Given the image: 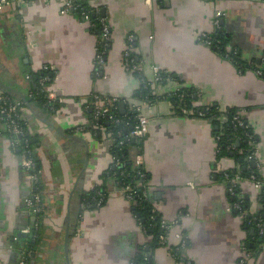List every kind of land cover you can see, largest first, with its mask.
<instances>
[{"label":"crops","instance_id":"crops-1","mask_svg":"<svg viewBox=\"0 0 264 264\" xmlns=\"http://www.w3.org/2000/svg\"><path fill=\"white\" fill-rule=\"evenodd\" d=\"M85 1L111 25L103 63L97 61L98 30L91 18L62 12L63 0H10L0 11V90L23 102L22 120L43 169L44 207L30 249L26 229L34 218L24 201L33 188L0 123V264H16L24 249L32 250L30 264H131L133 255L152 243L153 235L136 221L133 203L113 179L102 206L83 210L81 200L82 191L100 183L114 163L110 134L100 129L96 136L90 129L96 126L95 95L118 98L115 106L125 114L126 101L144 100L137 96L144 81L156 98L144 103L148 133L130 149L143 156L158 209L167 220L180 218L192 264H240L247 232L242 216L228 211L226 177L236 161L218 155L209 119L182 114L167 94L193 87L202 93L193 105L245 110L258 136L264 181V0ZM217 11L223 13L218 27ZM217 31L223 40L214 47L202 40ZM130 34L140 71L124 63ZM233 53L259 64L263 74L240 70L227 57ZM45 64L52 67L49 89L55 93L46 103L36 93L30 97L37 89L31 74H43ZM153 66L168 75L163 83H154ZM77 126L86 130L76 133ZM240 189L249 199V213L260 212L264 187L246 182ZM174 240L171 235L168 245L144 251L146 264H176ZM253 254L245 264H264V242Z\"/></svg>","mask_w":264,"mask_h":264},{"label":"trees","instance_id":"trees-1","mask_svg":"<svg viewBox=\"0 0 264 264\" xmlns=\"http://www.w3.org/2000/svg\"><path fill=\"white\" fill-rule=\"evenodd\" d=\"M75 3L79 5L74 12L77 13L79 16H82V8L89 12V17L92 20L93 28L98 30V38L101 34V22L100 17L101 14H97L93 10L95 8L88 5V2L85 0H75ZM82 7V8H81ZM212 38L214 39L213 47L216 42L220 39L223 40L221 33L217 31L216 33L212 34ZM110 43V42H109ZM223 45H221L222 47ZM106 50L108 46L105 47ZM107 54V51H106ZM105 54V55H106ZM230 60H232L240 70H245L247 68H257L255 64L251 62H246L239 54H231ZM163 75V82L166 76H168L163 70L161 71ZM43 74H31V78L35 85H37V89L35 91L38 94L39 99L46 103L48 102V98L44 91L41 90L39 80ZM139 97L144 100L152 101L156 97L153 95L152 87L149 82L144 81L141 88L137 91ZM178 94H182L183 97L180 98ZM170 100L174 102L175 105L179 106L182 109V104H187L188 107H194L195 113L192 114L193 116L201 115L210 120L213 132L215 135H220L218 140V155L221 156H231L235 159L236 164H239L241 172L240 174L245 177H249L251 173H256L259 178L261 177V170L248 159V155L251 153L253 146L250 143V139L254 140L258 143V136L255 134L253 127L249 124V120L245 117L244 122L245 125H240L239 123L233 120L234 116L240 111V108L236 107H228L226 109H221V107L215 103L209 105H193L199 99L198 90L194 89L193 87H183L180 92L171 94L168 96ZM116 115L122 119L121 123H116L108 120L107 118H103L100 120L94 121V110L91 113L92 120L94 123L103 126V130L108 132L110 136L115 138V144L112 145L111 151L113 156L115 157L113 165L107 170V172L101 177L100 183L97 187L93 189H84L82 191V204L88 206L89 209L97 208L98 200L100 198V194L105 196L106 201L108 195V182L113 179L119 187L122 189L130 186L132 192L134 193V200H133V213L139 218L140 222L146 228L147 233L153 235V241L151 244H148L147 247L142 248V251L137 252L132 257L131 264H146L147 260L145 259L143 252L149 251L150 248H154L156 245L159 244V236L163 233L161 228V221L163 219L162 213L160 210H156L157 201L155 199L154 194H151V197L147 199L142 196V187L141 182L148 181L150 179V174L146 175V178L140 176V173L136 167H134V154H132V150L130 149L131 144H133V140H127L128 137L131 135L132 125L135 121L134 113L131 111H126L125 114H121L118 106L115 107ZM182 113V111L180 110ZM226 117V121L222 120V117ZM22 123L25 127L24 121ZM249 124V125H248ZM92 132L96 134V136H101L100 129L94 128L90 126ZM26 131V129H25ZM27 132V131H26ZM253 135V136H251ZM26 138L29 142L35 146L34 139L26 134ZM123 140L121 144L120 141ZM138 145L139 143H135L134 145ZM234 148H231L232 146ZM120 160L121 164L117 161ZM37 164L41 167L39 163V159L37 160ZM122 173L126 174V177L123 178L121 175ZM230 178L234 179L236 170L228 171ZM41 186V185H40ZM41 189V188H40ZM235 194H230V203L240 202L241 209H233V213L237 215H241L243 212V228L247 232V239L244 241L243 245L248 248L251 252L256 254V250L258 247L264 242V229L261 230L258 223L260 219L264 220V190L261 193V202L263 204V209L260 212H256L255 214L249 213V199L244 194L239 199L238 195L243 194L240 187L237 185L234 187ZM44 208V207H43ZM42 225V224H41ZM255 228V233L251 235L250 229ZM41 229V226L40 228ZM34 230V235L29 237L28 245L30 249H34L40 230ZM188 243V241H187ZM174 254L176 255V264H182V250L179 248L173 249ZM253 254V255H254Z\"/></svg>","mask_w":264,"mask_h":264},{"label":"built area","instance_id":"built-area-1","mask_svg":"<svg viewBox=\"0 0 264 264\" xmlns=\"http://www.w3.org/2000/svg\"><path fill=\"white\" fill-rule=\"evenodd\" d=\"M10 3V0H0V11L4 10L6 6H8ZM77 8H79V5L75 3V0H63V9L62 12L67 13L69 11H75ZM82 8V7H81ZM82 15L87 18L89 17V12L86 10L81 11ZM97 14L100 13V11L97 9ZM223 15L221 11H217L214 17V23L218 27L219 25V19ZM101 22V34L99 35L97 46H96V53H97V61L100 63L104 62V57L106 54V48L111 40L112 37V31H111V25L110 22L107 20L106 17H100ZM202 40L208 44L209 46H213L214 39L212 38V34L205 33L202 36ZM135 42V36L133 34L128 35L127 37V44L125 46L124 51V63L128 70L130 71H140V66L137 60L135 59L134 55V46ZM234 54V53H233ZM230 55H227V57L230 58ZM262 58L264 59V54L262 55ZM257 68H255L258 72V74H263V69L259 68L260 65L253 62ZM153 70L155 73L154 83H163V75L161 74V69L158 66H153ZM41 71L43 72L42 77L39 80V84L41 87V90L45 92L46 96L55 97V93L50 92L49 86L52 81V67L48 64H45L42 66ZM182 88L177 87L174 90H171L167 95L170 96L171 94H175L180 92ZM180 98L183 97L182 94H178ZM199 98H201L202 93L198 92ZM37 95L35 92L31 93L30 97L35 98ZM118 98H110V99H103L99 95H95V105H94V121L100 120L103 118H107L110 121H114L116 123H121L122 119L119 118L118 115H116L115 111V104L118 102ZM57 101L59 103H63L64 99L57 98ZM170 102L174 103L172 100H169ZM143 102V103H142ZM147 100H141L139 102L138 100H129L126 101V109L128 111H131L134 113L135 121L132 125V131L130 137L127 138V140H134L135 143H141L143 139L145 138L146 134L149 131V125H150V118L143 112L144 109V103H146ZM149 102V101H148ZM23 105V102L20 100H16L13 97H11L9 94L3 92L0 90V123L3 126L4 131H6V134L10 140V146L11 148L19 155L20 157V163L22 169L26 172L27 178L29 179L31 186H32V192L29 197H27L24 201L25 210L34 218L33 223L28 226L26 231L32 235H34V230L39 229L42 224V215L44 212L43 208V200L42 195L40 191V184L43 177V169L42 167H39L37 164L38 158V150L36 145H32L29 140L26 138V131L24 128V125L22 123V114H21V107ZM202 105V104H201ZM126 110V111H127ZM182 114L192 116V114L195 113L194 107H188L187 104H182ZM247 117V114L245 110L240 109V111L237 112V114L234 116L233 120L240 125H245L244 119ZM223 121H226V117H222ZM249 120V119H248ZM249 124L253 127L251 121L249 120ZM248 124V125H249ZM95 128L103 129L102 125L96 124ZM85 126H77L73 129V131L82 132L85 131ZM255 132V131H254ZM256 134V132H255ZM257 135V134H256ZM253 136V135H251ZM111 138V145L115 144V138L113 136H110ZM216 140L218 143V140L220 138V135H216ZM250 143L253 146V149L251 153L248 155V159L254 163L260 170L262 168L261 162L258 160L257 152L258 143L254 140L250 139ZM120 143H123V140L120 141ZM138 144V145H139ZM137 145V144H136ZM137 145V146H138ZM233 145L231 148H234ZM219 149V145L218 148ZM115 159V157H114ZM118 163L121 164V161ZM134 167H136L140 173V176L146 178V175L149 173L144 165V160L142 154L140 152H137L134 154ZM233 170H236V174L234 179L230 178L229 174H227V183H228V192L230 194H235L234 187L237 185L241 187L242 184L249 182L252 183L254 187H258L259 189L264 187V181L263 179L259 178V176L256 173H251L249 177L242 176L240 174L241 169L239 164H236ZM123 178L126 177L125 173H122L121 175ZM142 187V196L144 198L151 197V194H153L152 191V185L150 183V179L145 182L139 183ZM99 183L97 182L91 189L97 187ZM189 185L193 186V182H189ZM124 189L125 197L128 201H131V203L134 200V193L132 192V189L130 186H127ZM243 193V192H242ZM261 194V192H260ZM244 194H239L238 198L240 199ZM105 200V196L103 194H100V198L98 200L97 208L103 205V202ZM83 210L89 209L88 206L82 205ZM156 210H159L158 207H155ZM233 209H241L240 202L230 203L228 207V211L233 212ZM251 213V212H250ZM182 214V213H181ZM245 212L241 214L243 215ZM134 218L139 223L141 227L146 231V228L144 225L141 224L139 218L134 214ZM259 227L264 229V220L260 219L258 223ZM161 228L163 233L159 236V244L160 245H168L171 235L174 237V241L176 245L174 248H180L182 250V264H192V261L185 256V250L187 248V235L184 234L183 230L181 229V222L180 218L167 220L163 217L161 221ZM147 232V231H146ZM173 248V249H174ZM244 256L240 259V264H245L247 261V258L251 256V251L244 247ZM173 253V256L176 258V255ZM136 254V253H135ZM134 254V255H135ZM32 255V250L30 249H24L22 251V254L20 258L18 259L16 264H30V259ZM144 257L148 261L149 256L146 255L144 252Z\"/></svg>","mask_w":264,"mask_h":264},{"label":"water","instance_id":"water-1","mask_svg":"<svg viewBox=\"0 0 264 264\" xmlns=\"http://www.w3.org/2000/svg\"><path fill=\"white\" fill-rule=\"evenodd\" d=\"M102 12H103V16H105V11L104 10H102ZM120 108H121V111H122V113H124L125 112V107H124V102H121L120 103ZM135 141L133 140V143H134ZM69 232L67 233V240H68V238H69Z\"/></svg>","mask_w":264,"mask_h":264}]
</instances>
